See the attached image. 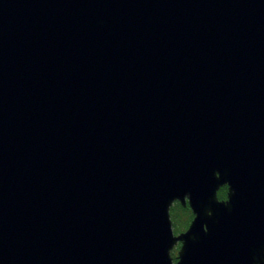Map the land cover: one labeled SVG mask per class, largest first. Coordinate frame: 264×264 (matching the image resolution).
Returning <instances> with one entry per match:
<instances>
[{"label":"water","instance_id":"water-1","mask_svg":"<svg viewBox=\"0 0 264 264\" xmlns=\"http://www.w3.org/2000/svg\"><path fill=\"white\" fill-rule=\"evenodd\" d=\"M0 264H264V0H0Z\"/></svg>","mask_w":264,"mask_h":264},{"label":"flooded vegetation","instance_id":"flooded-vegetation-1","mask_svg":"<svg viewBox=\"0 0 264 264\" xmlns=\"http://www.w3.org/2000/svg\"><path fill=\"white\" fill-rule=\"evenodd\" d=\"M228 188H229V187H228L227 184H223L222 186H220V187L218 188V190H217V198H218L219 201H225V200L227 199ZM175 204H180V202H178V201L173 202V204L171 205V207L174 206ZM180 205H181V204H180ZM181 206H182V205H181ZM171 207H170V208H171ZM182 207H183L184 209H187V210H188V211H187V213H188V216H187V218H188V223H187L186 227H185L183 230H181V231H179V232H177V233H174L175 235H178L179 233L185 231V230L188 228V226H189V224H190V222H191V220H192V218H193V213H192V210L190 209L189 205L186 204V206H182ZM180 245H181V243L178 242L177 245L173 248V250H172V252H171V257H172L174 263H175L176 260H177V259H176V257H177V251H178Z\"/></svg>","mask_w":264,"mask_h":264},{"label":"trees","instance_id":"trees-1","mask_svg":"<svg viewBox=\"0 0 264 264\" xmlns=\"http://www.w3.org/2000/svg\"><path fill=\"white\" fill-rule=\"evenodd\" d=\"M187 209H184L180 204H175L170 208V216L172 219L173 232H179L183 230L188 223V213ZM184 224V227H182Z\"/></svg>","mask_w":264,"mask_h":264},{"label":"rangeland","instance_id":"rangeland-1","mask_svg":"<svg viewBox=\"0 0 264 264\" xmlns=\"http://www.w3.org/2000/svg\"><path fill=\"white\" fill-rule=\"evenodd\" d=\"M170 219H171V216H170ZM171 221H172V219H171ZM182 227H184V224H182ZM177 233V232H176ZM172 252V251H171Z\"/></svg>","mask_w":264,"mask_h":264}]
</instances>
